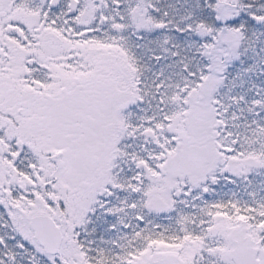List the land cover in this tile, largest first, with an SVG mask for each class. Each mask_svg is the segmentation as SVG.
Wrapping results in <instances>:
<instances>
[{"label": "snow or ice", "instance_id": "snow-or-ice-1", "mask_svg": "<svg viewBox=\"0 0 264 264\" xmlns=\"http://www.w3.org/2000/svg\"><path fill=\"white\" fill-rule=\"evenodd\" d=\"M0 264H264V0H0Z\"/></svg>", "mask_w": 264, "mask_h": 264}]
</instances>
